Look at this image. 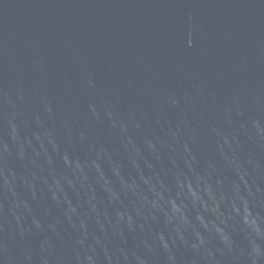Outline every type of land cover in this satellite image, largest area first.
I'll use <instances>...</instances> for the list:
<instances>
[{
  "label": "water",
  "instance_id": "95a60500",
  "mask_svg": "<svg viewBox=\"0 0 264 264\" xmlns=\"http://www.w3.org/2000/svg\"><path fill=\"white\" fill-rule=\"evenodd\" d=\"M0 264H264V0H0Z\"/></svg>",
  "mask_w": 264,
  "mask_h": 264
},
{
  "label": "clouds",
  "instance_id": "9594fccd",
  "mask_svg": "<svg viewBox=\"0 0 264 264\" xmlns=\"http://www.w3.org/2000/svg\"><path fill=\"white\" fill-rule=\"evenodd\" d=\"M162 239V238H161Z\"/></svg>",
  "mask_w": 264,
  "mask_h": 264
}]
</instances>
